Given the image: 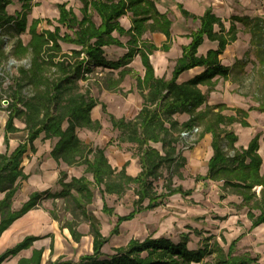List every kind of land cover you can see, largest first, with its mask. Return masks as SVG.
<instances>
[{
    "label": "trees",
    "instance_id": "1",
    "mask_svg": "<svg viewBox=\"0 0 264 264\" xmlns=\"http://www.w3.org/2000/svg\"><path fill=\"white\" fill-rule=\"evenodd\" d=\"M12 1L0 0V61L9 55L15 60L27 58L28 62L17 65L14 74L3 72L0 67V106L6 111L3 125L6 150L0 153V233L42 198L50 197L53 202L60 201V209L53 204L50 215L60 227L68 229L74 241L83 235L77 226L82 222L88 224L92 251L79 255L76 260L56 258L44 264H191L201 262L207 255H212L213 264H260L248 254L234 253L244 231L233 238L221 232L219 239L212 241L213 235H208L195 249L188 246L191 240L188 232L179 233L177 238L150 233L142 238H130L112 253H104L101 247L108 236L101 233L88 205L97 189L102 197L101 212L112 220L109 234L117 235L119 224L136 213L155 208L172 194H190L192 189L173 185L172 177L183 178L186 159L182 147H191L181 133L197 127L194 142L210 133L212 154L206 161V172L195 175L194 179L217 182L222 197H239V203L234 206L245 210L250 220L248 230L264 224V170L260 169L259 133L246 146H236L238 136L233 129L234 124L249 125L246 120L249 110L262 113L264 124V92L254 97L257 104L247 109L229 107L224 102L207 103V95L218 80L229 79L233 68L246 72L244 66L248 61L264 81V15H232L225 28L223 20L211 8L194 15L180 5L181 14L197 20L198 24L186 35L189 42L181 46L170 76L165 77L154 73L149 58L156 51L169 50L171 41V20L166 13L158 11L157 0H78L80 15L67 7L66 1H61L57 3L55 23L45 19L53 29L41 30H38L39 18H32L27 24L30 0L22 1L21 10L9 13L6 6ZM126 13L130 14L128 28L119 22ZM235 22L241 23L242 28H236ZM239 31L249 35L248 48L230 65L225 64L221 61L222 53L237 39ZM24 32L29 36L26 42L20 37ZM154 32L166 37L159 46L145 37L146 33ZM121 36L126 40L122 41ZM11 38L13 43L6 53L4 45ZM205 39L216 41L217 46L198 53ZM60 42L76 47L63 50ZM110 46L125 50L117 58H108L105 49ZM250 53L254 55L253 60L248 57ZM135 56H139L144 68L142 76L133 75L134 87L142 98L136 114L131 118L115 117L101 103L112 130L118 132V143L130 144L132 155L138 158L139 171L130 175L126 172L128 162L120 168L110 165L105 148L111 140L102 147L93 145L82 140L77 131L101 128L99 119L91 116L98 100L90 91V81L99 78L97 84L105 90L119 91L121 82L131 72L128 64ZM190 69L197 71L186 79L179 78ZM4 100L7 102L2 104ZM182 113L188 118L179 121L176 116ZM15 120L22 123L21 128ZM19 130L25 132V138L9 150V135ZM36 139L50 140L51 156L66 166L82 167V174L66 180L65 172L60 170L58 190L32 191L18 209H12L18 183L27 177L22 171V157L26 151L35 150ZM127 191L132 195L131 209L124 214H117L103 199L107 194L119 198ZM37 238L26 235L0 254V262L29 247ZM41 253L42 249H32L31 255L19 258L17 264H41Z\"/></svg>",
    "mask_w": 264,
    "mask_h": 264
},
{
    "label": "crops",
    "instance_id": "2",
    "mask_svg": "<svg viewBox=\"0 0 264 264\" xmlns=\"http://www.w3.org/2000/svg\"><path fill=\"white\" fill-rule=\"evenodd\" d=\"M22 1L23 0H13L12 3L6 6V10L9 13H14L15 11L21 10ZM40 1L41 0H30L29 7ZM51 1L56 3L59 0H51ZM60 1H66L67 7H71L73 11L76 13L75 9L71 6L72 0H60ZM180 5L183 9L193 13L194 15H200L207 7L211 8L212 12L223 20L225 28H228L230 24L229 18L232 15H238V16L252 15V14L264 15V0H157L156 7L158 11L161 13H166L167 17L171 20L170 48L167 51H162L163 52L162 55L172 50L171 48L173 47V45L179 43V45H176L178 49L177 55L172 61V66L170 68V72L168 75H163V71L161 73L158 72V70L154 68L153 63L151 62L154 69V73L158 76H165V77L170 76L174 64V60L181 53V46L189 42V38L186 35L189 34V32L192 29H194L198 24L197 20L184 17L181 14L179 8ZM79 6H77V11ZM57 14H58V10H57ZM119 22L124 28H128L130 26V14L126 13L122 15L119 18ZM189 22L195 23V26L191 29L186 28L189 26L188 25ZM235 27L241 29L242 24L239 22H235ZM175 28H182V32L180 31L178 32L179 35L176 34V36H172L173 35L172 31L174 32ZM241 33L242 31H239L237 33V39L226 46L221 56L222 62L224 61V59L227 60L230 59L232 63L235 58H240L243 55L244 51L248 48L249 35L245 32L246 36L243 38L240 36ZM147 35H150L151 37L150 36L148 37ZM145 37L150 40L153 39L152 41L157 46H159L166 39L165 35L161 32L146 33ZM120 39L122 41H125L126 37L121 36ZM179 40H184V41H179ZM201 45H202L201 48L198 47L197 50L198 53H204L208 48H216L217 43L216 41H209L205 39ZM152 55H150V57ZM165 56L167 58H170V56L168 55ZM136 57L139 58V56H135L134 58ZM156 62L158 63V61ZM231 63L227 62L225 64L230 65ZM196 71L197 69H190L186 72H183L179 78L186 79L192 74H194ZM134 73L136 72H133V70H131L130 74L128 75L133 76ZM142 74L143 71L139 75L142 76ZM132 88L135 89L134 85ZM135 92L137 93V97H138L137 98L138 105H135L137 112V110L141 106L142 98L139 95V93L136 91V89ZM217 102H224V101H217ZM207 103H215V102L207 101ZM250 105L253 104H249L248 106ZM228 106L243 108L241 104L228 105ZM248 106L244 109H247ZM252 111L253 110L248 111V117L246 118L247 122L249 123L248 126L244 127L241 126L240 124L233 125V129L238 136L235 145L246 146L248 140L254 134L259 133L258 152L262 157V164L260 169L264 170V130H263L264 124L262 121L260 127H256V126L254 127V125L251 122ZM136 112L134 113V115L136 114ZM176 117L178 118L179 121H183L188 118V115L182 113L177 115ZM261 118H262V113H261ZM238 127H239V131L242 132V140H239V134L236 130L238 129ZM81 130L77 131L78 136L85 142H91L93 145H98L102 147L105 146L107 142L111 140V142L105 148V155L107 156L108 161L112 167L120 168L124 162H128L126 166V172L128 174L135 175L139 171L140 164L137 156L132 155V152L130 150L131 149L130 144L118 143L117 140L118 132L116 130H112L111 128L109 134H105V135L100 134V136L96 137L95 139H93V136H91L88 133L84 137H82L80 135ZM9 139L10 136L8 138V147L9 150H12L19 142L13 148H10ZM2 142H3V130H2ZM239 142L242 144H240ZM34 144H35V150L26 151V153L22 157V161H21L22 171L24 172V174H26L27 177L24 180L19 181L18 183V188L12 200V209H18L21 206L22 202H24L28 198V195L32 191L53 192L58 190L57 188L59 185L58 179L60 177L59 174L60 170H63L67 175L66 180H69L72 176L77 177L82 174V167L66 166L63 163L56 161L51 156L50 140L46 139L40 141L39 143L34 142ZM192 145L193 146L189 147L186 151L184 152L182 151V155L186 159L185 164L187 163L190 167L195 168L197 167V165H200V161L204 158L202 172L192 173V177L188 178L190 183H188L187 186L182 185L180 182L177 184H173V185H180L184 190L192 189L191 193L188 195L175 193L168 196L166 199L163 200L161 204H159L155 208L146 211H141L139 213H136L131 219L122 221L119 224V231L120 228L125 226L124 224L128 223L130 224L129 227L133 234L134 232H136V230H138L137 226L140 223L139 225H142L141 226L142 229H146V227L148 228V226H154L153 228H155L156 232H152L153 236H160V235H167L168 233L170 234V232L166 233L167 229L177 226L178 227L177 230L180 229L178 234L181 232H188L190 236L195 235V237H197V241H202V239L208 235H213V238L210 241H212L214 238L219 239V234L221 232H223L225 236L227 235L229 238H233L236 235H238L240 232L244 231L245 234L236 243L238 244L243 239L248 238L246 237L249 236L248 232H250V235L257 234L262 229H264V224L262 223L252 228L251 230H248L250 226V220L246 219L247 221H249L247 231H245L244 229L243 230L239 229L240 230L239 233L236 234L235 236H231L232 234L229 231H226L229 228L239 225L237 224V221L240 219V211L235 208L234 204L239 203L240 198L235 195H226L224 197L220 196L219 184L215 181L209 179H199V180L194 179L195 175L204 174L206 172V161L212 154L210 133L204 134L203 137H201L199 140L194 142ZM5 150H6V146L4 150L1 151L0 149V153H4ZM74 168L78 169V171L80 172L77 171L76 173L71 172V170H73ZM182 174H183V178L181 179L177 178L181 182L185 180L184 178L186 176L183 172ZM23 185L26 188L27 196L18 200L16 205L14 203V199L16 198V194L19 192V189ZM106 196L113 198L112 203H109L107 201ZM1 197H2V193H0V198ZM121 198L122 197L118 198L114 194H107L103 196L105 202H107V204L110 207H113L114 210L117 208L116 204L119 203V200H121ZM100 199L102 201L101 195H100ZM114 199L117 203L114 202ZM53 204H56L57 208L60 209V201L58 199H55L54 202L52 200L51 205L45 207L44 198H42L34 208L27 210L21 216L14 219L9 224V226L0 233V254L3 253L5 250L13 247L17 242L21 241L26 235H35L38 237L37 239L32 241V244L29 247L23 248L19 250L16 254L7 257L3 261H1L0 264H17L19 258L29 257L31 255L32 249H42V253L40 257L41 264H44L48 259L54 260L56 258H61L63 260L66 259L76 260L79 257V255L91 253L92 247H88L87 250H80L79 247H56L57 244H61L62 240L63 241L66 240V242L68 243L71 239L70 238L71 235L66 227H60V224L50 215L49 210L52 208ZM130 209H131V202H130V208L126 210V212L129 211ZM115 212L117 214H120L117 212V210H115ZM126 212H123L121 214H124ZM146 212H148L149 215L147 219H145L144 217L145 214H147ZM243 215L246 217L245 210ZM66 217H69V215H66ZM84 226H88V224ZM238 227L240 228V226ZM86 231L87 229L82 231L80 230V232H82L83 234L82 236H80V238L88 236L85 235ZM194 231H198L199 233L197 234ZM148 234L150 233H147L141 237L134 235L130 238H142ZM169 234L167 236H170ZM251 237L253 238L255 237V235H252ZM259 242L260 241L256 243L257 247L250 248L254 252V255L253 256L250 255V256L256 258L257 259L256 261L258 263L264 264V260H263L264 256H262V253H264V245L261 244V242L260 243ZM51 243H52V247H50ZM197 247L198 244L196 245V247H189V248L195 249ZM103 248L104 247H101L102 252H104ZM114 248L116 247H113L111 252L109 253H112ZM224 248L225 249L227 248V244H224ZM241 250L244 251V247H237L236 245V251L238 252ZM104 253H108V252H104ZM241 254H247V253L244 252ZM203 260L206 261V259ZM201 262H192L191 264H200Z\"/></svg>",
    "mask_w": 264,
    "mask_h": 264
},
{
    "label": "rangeland",
    "instance_id": "3",
    "mask_svg": "<svg viewBox=\"0 0 264 264\" xmlns=\"http://www.w3.org/2000/svg\"><path fill=\"white\" fill-rule=\"evenodd\" d=\"M61 2L60 0L58 2H53L51 0H41L38 3L33 4L31 7L28 8V13H27V24L30 23L32 18H39L41 21L38 24V30L41 29H53V26L50 24H47L45 22V19L51 20L53 23H55L54 19L57 16V3ZM79 2L72 0L71 2V6L75 9L76 13L78 15L79 11H77V6H79ZM95 20H97V18H95ZM176 25V24H175ZM189 26L186 27L187 29H191L195 26V23L189 22L188 24ZM176 27V26H175ZM182 32V28H175L174 32L172 31L173 35L172 36H176V34H178V32ZM179 35V34H178ZM148 37L150 35H147ZM241 37H245L246 33L242 31ZM21 39L23 40V42H26L28 39V34L27 32H24L22 34H20ZM151 37V36H150ZM152 39V38H151ZM153 40V39H152ZM179 41H184V40H179ZM13 43V38L8 39L4 45V51L6 53H9L11 46ZM63 50H67L69 48L72 47H76L75 45H70V44H66L63 42H60ZM176 45H179V43H177ZM176 45H173V47L171 48L172 50L168 51L167 53H165L164 55H162V51H157L156 53H154L150 59L151 62L154 65V68L156 70H158V72H162L163 71V75H168L170 72V68L172 66V61L175 58V56L177 55V47ZM172 46V45H171ZM201 46H199V48H201ZM106 51V56L108 58H117L119 57L123 52L124 49L120 48V47H116V46H110L107 47L105 49ZM241 52V51H240ZM165 55L170 56V58H167ZM157 57V58H156ZM249 59H254V55L252 53L249 54ZM158 61V63L156 62ZM28 60L27 58H23L20 60H15L12 57H10L9 55L6 57L1 58L0 61V67L2 68L3 72H8L9 74H14L16 71V66L19 64H27ZM231 63L230 59H224L223 63ZM128 67L131 68L130 70H133V72L136 73H142L143 71V67L140 63L139 58H134L129 64ZM246 72H242L239 71V68H233V72L232 75L229 79L227 80H222L219 79L218 83L215 85V88L210 91L207 95V101L208 102H217V101H224L227 106L228 105H240L243 108H246L249 104H253L256 105L257 102H255L253 99L254 97H259L263 92H264V81L259 77L256 67L252 66V62L248 61L247 64L244 66ZM98 77L101 78V73H97ZM99 78H96L95 80H91L90 81V91L92 93V95L98 100V104L96 105V107H94L91 110V116L92 118H97L99 119L100 123H101V128L98 131H86V130H81L80 135L82 137H84L87 133L90 134L91 136H93V139H95L96 137H99L100 134H109L110 132V123L108 121L107 115L104 112V110L101 107V103H103L105 105V110L108 113H111L113 116L115 117H120L123 116L125 118H129L131 116L134 115V113L136 112V108L135 105H138V101H137V93L135 92V89H133V85L135 82V79L133 76L130 75H126L123 82L120 85V90L119 91H108L105 90L103 87L99 86L97 84ZM6 82L3 83V85H5ZM83 85H85V82H83ZM132 89V90H130ZM203 91H205V87L202 88ZM4 104V103H2ZM6 118V111L3 110L0 106V149L1 151L5 149V145L2 142V130H3V123L4 120ZM262 118H261V113L259 111L253 110L251 112V122L254 125V127H260L261 123H262ZM15 124L18 127H22V123L18 120H15ZM238 134H239V140H242V132L239 131V127L238 129H236ZM264 130V129H263ZM25 132L23 130H19L17 132L11 133L10 139H9V145L10 148H13L18 142L22 141L24 138ZM194 138L197 137V133H195V135L193 136ZM41 140L36 139L35 143H39ZM187 145H192V143H190V140L187 138ZM242 142V141H241ZM238 143V142H237ZM240 143V142H239ZM242 144V143H240ZM188 148L187 147H182V151H186ZM203 161L204 158L200 161V165H197V167L192 168L190 167L187 163L183 166L182 168V172L186 175L185 176V180L184 181H180L179 179H177L176 176L172 177V183L173 184H177V183H181L184 186H187L188 183H190L189 181V177H192V173H197V172H202V167H203ZM80 172L78 171V169L74 168L73 170H71V172L76 173ZM78 175V174H76ZM67 176V175H66ZM59 189V185L58 188ZM258 189V188H257ZM26 188L23 185L20 189L19 192L16 194V198L14 199V203L17 205V201L20 200L21 198L26 197L27 193H26ZM107 197V201L109 203H112V197L106 196ZM131 191H127L125 195L122 196L121 200H119V203H117L114 199V202L117 203L116 204V209L118 213H123L126 212V210H128L130 208V202H131ZM52 203V198H46L44 197V206H50ZM101 206H102V201L100 199V194L97 191V189L94 190V199L92 201V203L90 205H88V211L93 213L99 223V227H100V231L108 236V241L106 243H104V245L102 247L104 252H111L113 247H117L120 245H124L125 242L132 236H138L141 237L147 233H152V232H156L155 228H153L154 226H148V228L146 227V229H142L141 226L138 224V230H136V232H134L132 234L131 230H130V224L126 223L124 224L125 226H123L122 228H120V231L117 235H110L109 234V230L112 227V220L111 217L104 215L101 212ZM240 211V219L237 221V224H239L238 226H240V228L238 226L229 228L226 231H229L232 235L231 236H235L236 234L239 233V229L241 230H245L247 231V227L249 225V221H247L246 217L243 215L244 213V209H239ZM147 214H145V219H147L149 217L148 212H146ZM192 222V221H190ZM87 225L85 222L80 223L77 226V230H85L86 234L88 235L87 237H81L78 241H74L71 237L70 241L67 243L66 240H62L61 244H57L56 247H79L80 250H87L88 247H91V238L90 235L88 234V226H84ZM141 228V229H140ZM178 227L175 226L173 228H169L167 229L166 233L170 232V236L172 238H177L178 236V232L179 230H177ZM187 229V228H185ZM170 230V231H168ZM186 231V230H185ZM82 233V232H81ZM249 236H246L248 238L243 239L241 242H239L237 245V247H244V251H236L235 249V254H241V253H247L248 255L253 256L254 252L252 251V249H250L251 247H257L256 243H258V241L261 242V244L264 245V229H262L259 233L257 234H251L250 232ZM167 234V235H168ZM252 235H255V237H251ZM191 240L188 242V246L189 247H196V245L198 244V246L201 244V241H197V237H195V235L190 236ZM259 242V243H260ZM226 247V245H225ZM260 247V246H258ZM212 255H207L205 256L203 259H206V261L202 260V262L200 264H205L206 262L213 264L212 261ZM262 256H264V253H262ZM264 260V258H263Z\"/></svg>",
    "mask_w": 264,
    "mask_h": 264
},
{
    "label": "built area",
    "instance_id": "4",
    "mask_svg": "<svg viewBox=\"0 0 264 264\" xmlns=\"http://www.w3.org/2000/svg\"><path fill=\"white\" fill-rule=\"evenodd\" d=\"M3 103V102H2ZM199 131V129L197 127L193 128L192 131H190L189 133L187 132H182V136L185 137V139H189L190 140V143H194L195 139L193 136L195 135V133H197Z\"/></svg>",
    "mask_w": 264,
    "mask_h": 264
},
{
    "label": "water",
    "instance_id": "5",
    "mask_svg": "<svg viewBox=\"0 0 264 264\" xmlns=\"http://www.w3.org/2000/svg\"><path fill=\"white\" fill-rule=\"evenodd\" d=\"M6 102H7L6 100L3 101L4 104H5Z\"/></svg>",
    "mask_w": 264,
    "mask_h": 264
}]
</instances>
